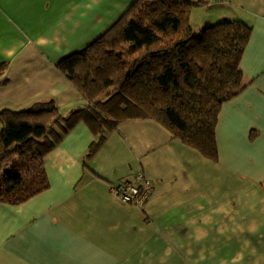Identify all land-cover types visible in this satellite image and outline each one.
<instances>
[{"label":"crops","instance_id":"obj_1","mask_svg":"<svg viewBox=\"0 0 264 264\" xmlns=\"http://www.w3.org/2000/svg\"><path fill=\"white\" fill-rule=\"evenodd\" d=\"M133 1L0 0V110L83 107L56 65ZM192 1L197 31L225 19L251 26L242 89L219 112L217 160L152 119L121 121L85 160L98 135L79 121L42 157L48 187L0 201V264H264V0ZM139 172L151 184L142 206L111 193Z\"/></svg>","mask_w":264,"mask_h":264},{"label":"trees","instance_id":"obj_2","mask_svg":"<svg viewBox=\"0 0 264 264\" xmlns=\"http://www.w3.org/2000/svg\"><path fill=\"white\" fill-rule=\"evenodd\" d=\"M197 4L134 0L93 42L59 60L83 107L67 115L52 102L1 109L0 201L23 202L48 187L42 157L79 121L98 135L85 160L121 121L152 119L216 161L219 112L242 89L251 26L225 19L197 31L190 19Z\"/></svg>","mask_w":264,"mask_h":264},{"label":"built area","instance_id":"obj_3","mask_svg":"<svg viewBox=\"0 0 264 264\" xmlns=\"http://www.w3.org/2000/svg\"><path fill=\"white\" fill-rule=\"evenodd\" d=\"M110 190L121 202L142 206L150 195L151 184L149 179L142 172H139L134 181L125 180L112 184Z\"/></svg>","mask_w":264,"mask_h":264},{"label":"rangeland","instance_id":"obj_4","mask_svg":"<svg viewBox=\"0 0 264 264\" xmlns=\"http://www.w3.org/2000/svg\"><path fill=\"white\" fill-rule=\"evenodd\" d=\"M196 30V29H195ZM27 165H30V164H27Z\"/></svg>","mask_w":264,"mask_h":264}]
</instances>
